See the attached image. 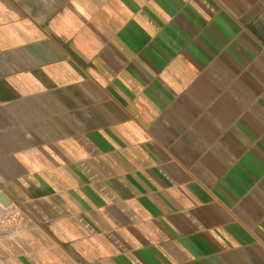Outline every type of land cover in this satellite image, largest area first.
<instances>
[{
    "label": "crops",
    "instance_id": "0c3cea01",
    "mask_svg": "<svg viewBox=\"0 0 264 264\" xmlns=\"http://www.w3.org/2000/svg\"><path fill=\"white\" fill-rule=\"evenodd\" d=\"M0 264H264V0H0Z\"/></svg>",
    "mask_w": 264,
    "mask_h": 264
},
{
    "label": "built area",
    "instance_id": "2783aa9c",
    "mask_svg": "<svg viewBox=\"0 0 264 264\" xmlns=\"http://www.w3.org/2000/svg\"><path fill=\"white\" fill-rule=\"evenodd\" d=\"M1 193V191H0ZM22 214L11 201L8 205L0 202V239L17 233L22 227Z\"/></svg>",
    "mask_w": 264,
    "mask_h": 264
},
{
    "label": "water",
    "instance_id": "95a60500",
    "mask_svg": "<svg viewBox=\"0 0 264 264\" xmlns=\"http://www.w3.org/2000/svg\"><path fill=\"white\" fill-rule=\"evenodd\" d=\"M0 202L3 205H8L10 203V200L4 195V193H0Z\"/></svg>",
    "mask_w": 264,
    "mask_h": 264
}]
</instances>
